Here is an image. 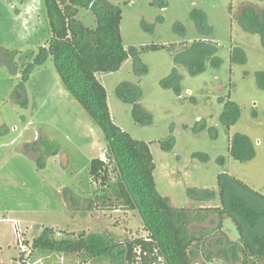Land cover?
I'll use <instances>...</instances> for the list:
<instances>
[{"label": "rangeland", "instance_id": "374dc122", "mask_svg": "<svg viewBox=\"0 0 264 264\" xmlns=\"http://www.w3.org/2000/svg\"><path fill=\"white\" fill-rule=\"evenodd\" d=\"M109 1L123 10L121 32L126 48L167 46L141 54L145 73H136L130 57L118 71L97 74L107 90L115 124L133 138L149 143L158 191L178 208L217 207V176L227 171L264 194V89L256 77L258 71H264V42L259 32L246 29L251 26L244 24L241 15L248 5L264 11V0H165L166 5L160 0ZM195 9L206 13L210 34L197 28L192 15ZM78 18L87 27L97 25L89 9H81ZM51 35L44 0H0V50L17 52L16 59L12 57L16 71L10 63L12 55H0L7 61L0 66V264H18V241L31 242L46 227H52L57 238L82 231L111 235L119 242L148 235L135 210L97 201L89 206L88 199L94 197L97 187L90 178L91 159L105 155V135L65 89L52 55L34 67L25 83L27 107L13 99L25 66L48 46ZM194 40L217 44L221 64L207 62L206 70L197 75L177 64L175 56ZM236 47L245 51V63L231 60ZM174 67L182 75L179 93L161 84ZM124 81L136 82L142 88L140 102L152 115V124L135 123L132 105L118 98L116 88ZM220 97L230 98L241 108L240 119L230 128L220 122ZM205 123V129L199 130ZM210 127L217 129L216 137H212ZM237 132L254 141L253 159L238 161L229 155L230 139ZM171 134L175 146L165 151L161 141ZM197 152L208 154L209 160L195 157ZM220 156L226 157L224 166L218 162ZM191 188L216 192L214 197L199 199L198 192L192 198ZM70 196L82 208L70 202ZM221 223L218 234L208 240L215 253L222 249L217 242L223 233L229 240L238 238L234 222L214 215L192 229L198 234L209 227L217 233ZM241 260L234 254L228 260L215 255L211 261L198 257L194 264H242ZM64 261L110 264L107 260L83 263L78 257Z\"/></svg>", "mask_w": 264, "mask_h": 264}, {"label": "trees", "instance_id": "16d2710c", "mask_svg": "<svg viewBox=\"0 0 264 264\" xmlns=\"http://www.w3.org/2000/svg\"><path fill=\"white\" fill-rule=\"evenodd\" d=\"M166 5L165 0H160ZM52 35L47 47H42L34 62H29L22 72V80L14 92L13 99L24 107L28 105L26 81L36 65H42L48 55H52L59 76L67 92L75 98L102 129L105 135V160L101 157L91 159L90 178L96 184L94 197L88 199L92 208L95 201L100 205L123 206L135 210L142 218L148 235L117 241L106 234H89L82 231L76 235L66 232L57 238L52 227H46L32 241L23 240L33 249V260L43 258L45 264H65L66 257H78L83 263L107 260L110 264H194L198 257L210 261L216 255L229 259L234 254L242 259V264H259L264 260V194L254 190L243 180L223 171L217 176L220 205L217 207H175L167 196L162 195L155 182L156 164L149 143L133 138L128 132L115 124L108 104V93L97 74L118 71L122 64L132 57L135 71L147 72L141 54L147 50L167 48L165 45H147L140 49L123 44L121 21L123 10L120 5L109 0H44ZM81 9H89L95 15L96 26L87 27L79 18ZM264 11L248 5L243 15L251 27L247 30L259 32L264 42ZM192 15L201 33L210 34L212 28L207 23L206 13L195 9ZM160 20L161 17H160ZM182 31L184 26L180 24ZM151 28V27H148ZM186 46V45H185ZM170 47V46H169ZM185 49V50H184ZM175 56V62L185 66L191 75L206 70L207 62L214 66L221 64L217 44L205 40H194ZM11 54L12 70H17L16 51L0 50V55ZM241 53L240 56H237ZM233 62L245 63V51L236 47L231 56ZM7 61L0 56V66ZM140 66V68H139ZM257 84L264 89V71L256 73ZM182 75L176 67L161 81L164 88L180 92ZM20 89V90H19ZM120 100L132 105V117L139 125H150L153 117L141 104L143 90L132 81H124L116 88ZM20 100V101H19ZM223 110L220 122L230 128L241 117V108L233 100L220 97ZM206 123L199 127L205 129ZM211 128L212 137L217 129ZM175 137L171 134L161 141L165 151L173 150ZM229 155L238 161H249L256 155V145L246 134L237 132L229 144ZM195 157L206 162V153H194ZM218 162L226 164V157L220 156ZM191 197L200 192L199 199L215 196L209 189L191 188ZM73 198V197H72ZM69 197L75 206L79 201ZM89 207V208H90ZM77 208H82L79 204ZM218 215L231 219L238 230V238L229 240L224 233L217 244L222 247L219 253L213 252L208 240L218 234L221 224L213 233L206 227L198 234L192 229L196 224L209 221ZM20 244V242L18 241ZM60 257L64 258L60 259ZM235 258V257H234ZM235 260V259H234Z\"/></svg>", "mask_w": 264, "mask_h": 264}, {"label": "built area", "instance_id": "2783aa9c", "mask_svg": "<svg viewBox=\"0 0 264 264\" xmlns=\"http://www.w3.org/2000/svg\"><path fill=\"white\" fill-rule=\"evenodd\" d=\"M101 159L106 161L104 156ZM19 242L20 261L18 264H45L43 258L33 260V249L30 245L23 243V240H19Z\"/></svg>", "mask_w": 264, "mask_h": 264}, {"label": "flooded vegetation", "instance_id": "af4514ba", "mask_svg": "<svg viewBox=\"0 0 264 264\" xmlns=\"http://www.w3.org/2000/svg\"><path fill=\"white\" fill-rule=\"evenodd\" d=\"M260 263H264V260L262 262H260Z\"/></svg>", "mask_w": 264, "mask_h": 264}]
</instances>
